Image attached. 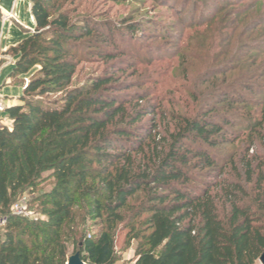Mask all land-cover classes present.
<instances>
[{
	"label": "trees",
	"instance_id": "16d2710c",
	"mask_svg": "<svg viewBox=\"0 0 264 264\" xmlns=\"http://www.w3.org/2000/svg\"><path fill=\"white\" fill-rule=\"evenodd\" d=\"M73 1L30 0L33 31L7 49L15 59L9 78L34 72L27 84L15 81L18 104L0 122V264H66L75 244L85 264H119L123 230L137 241L133 264H255L264 253V155L256 146L264 111L261 119L250 112L264 92L254 91L255 74L223 79L211 104L201 103L205 111L174 117L162 134L155 121L141 123L160 108L148 94L109 72L75 80L83 44L115 43L102 21L75 16ZM137 28L126 26L131 36ZM220 104L249 110L235 138L227 115L216 119ZM240 136L243 156L222 163L214 148ZM229 164L244 180L224 177ZM45 180L52 186L36 194ZM26 193L39 219L11 215Z\"/></svg>",
	"mask_w": 264,
	"mask_h": 264
},
{
	"label": "rangeland",
	"instance_id": "374dc122",
	"mask_svg": "<svg viewBox=\"0 0 264 264\" xmlns=\"http://www.w3.org/2000/svg\"><path fill=\"white\" fill-rule=\"evenodd\" d=\"M0 2L3 10L11 9L12 0ZM71 7L76 9L75 16L87 15L102 21L100 27L104 28L100 32L103 35L111 33L115 43L108 44L97 37L96 46L83 44L76 52L80 60L75 80L81 83L88 77L109 72L118 83L131 87L130 92L148 94L149 104L160 108L158 114L144 117L141 123L155 121L162 134L173 131L174 117L189 118L205 111L199 110L201 103L211 104L225 78H247L248 74H255L251 78L253 86L258 84L254 91L262 89L264 92V0H74ZM17 9H21L19 5ZM27 13L30 14V9ZM0 19H3L1 14ZM129 23L138 27L133 36L126 29ZM3 25L6 29L7 23L0 21V32ZM110 52L116 53L112 59L105 57ZM0 53L4 55L1 61H12L9 50ZM10 71L11 66L0 73V100L3 98L6 102L19 97V85L22 86L34 72L15 80L18 85L8 77ZM216 109L217 120L226 114L233 123L227 127L229 137L235 138L243 131L248 108L220 104ZM263 111L264 103L261 102L251 107L250 112L261 119ZM5 119V114L0 112V120ZM262 127L264 132V122ZM242 137L214 148L223 159L222 163L231 155H235L234 161L238 163L244 153L240 143ZM256 146L264 155V140L256 142ZM231 166L225 167L224 177L244 180L240 170L235 172ZM51 186L52 182L45 180L36 194ZM23 197L27 201L31 199L28 193ZM36 206L34 203L28 207L29 219L41 217ZM91 225L92 230L98 229L94 223ZM2 231L0 228V234ZM125 235L126 230H123L116 237L118 263L133 264L137 241ZM77 250L78 245H69L67 256ZM255 264L260 263L257 260Z\"/></svg>",
	"mask_w": 264,
	"mask_h": 264
},
{
	"label": "crops",
	"instance_id": "0c3cea01",
	"mask_svg": "<svg viewBox=\"0 0 264 264\" xmlns=\"http://www.w3.org/2000/svg\"><path fill=\"white\" fill-rule=\"evenodd\" d=\"M19 5V7L21 9H17L16 7ZM0 6H1V2H0ZM31 8V2L30 0H12V5H11V9L10 10H3L2 8H0V14L2 16H4V14H6V12H10L12 10V14L13 17L6 19V20H1V23H7V28H5V25H3L1 27V32H0V51L3 53H6L7 49L15 46L24 36H25V31L22 29L24 28L25 30L28 31H33V27H34V20L33 17L31 15V11L30 14L27 13L28 9ZM24 9L25 10V15H24ZM16 11V12H15ZM4 12V13H2ZM16 13V14H15ZM4 55H1L0 57V73L1 70L8 68L9 66H11V69L13 67V63H14V57H9L12 61H1L2 57ZM5 60V59H4ZM9 75V74H8ZM20 93H22V89L20 91ZM21 95V94H20ZM19 95V97H20ZM19 97L15 100L6 102L3 98L1 99V101L3 102V104L5 105V107L14 105V104H18V99ZM6 120L2 121L0 120V122L6 123Z\"/></svg>",
	"mask_w": 264,
	"mask_h": 264
},
{
	"label": "built area",
	"instance_id": "2783aa9c",
	"mask_svg": "<svg viewBox=\"0 0 264 264\" xmlns=\"http://www.w3.org/2000/svg\"><path fill=\"white\" fill-rule=\"evenodd\" d=\"M12 17H13V14L11 10L10 12H6V14H4L3 20H6ZM0 57H1V53H0ZM27 83H28V79L25 80V84ZM4 108H5V105L0 100V112H3ZM10 213L13 216L31 218V211L28 209L27 199L25 197H22L16 202H14L10 207ZM6 223H7V217L0 218V228H3L6 225Z\"/></svg>",
	"mask_w": 264,
	"mask_h": 264
},
{
	"label": "water",
	"instance_id": "95a60500",
	"mask_svg": "<svg viewBox=\"0 0 264 264\" xmlns=\"http://www.w3.org/2000/svg\"><path fill=\"white\" fill-rule=\"evenodd\" d=\"M260 264H264V253L258 259ZM66 264H85L80 257L79 251H76L74 254L70 255L67 259Z\"/></svg>",
	"mask_w": 264,
	"mask_h": 264
}]
</instances>
